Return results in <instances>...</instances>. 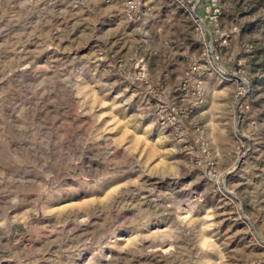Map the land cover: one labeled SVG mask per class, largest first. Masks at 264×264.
<instances>
[{"label":"rangeland","instance_id":"rangeland-1","mask_svg":"<svg viewBox=\"0 0 264 264\" xmlns=\"http://www.w3.org/2000/svg\"><path fill=\"white\" fill-rule=\"evenodd\" d=\"M156 1L150 92L122 0H0V264H264V0H218L206 41Z\"/></svg>","mask_w":264,"mask_h":264},{"label":"built area","instance_id":"built-area-1","mask_svg":"<svg viewBox=\"0 0 264 264\" xmlns=\"http://www.w3.org/2000/svg\"><path fill=\"white\" fill-rule=\"evenodd\" d=\"M105 4L110 5L113 0H101ZM175 1L183 11L193 17L195 24L196 38L200 41H206L207 37L212 36L211 27L217 28L220 15L219 1L218 0H173ZM204 2V3H203ZM202 10H201V5ZM160 6L157 1L153 0H122V11L125 18L132 24L134 28L133 48L135 49L136 57H131L130 61H120V66L123 68L128 67L132 69V81H139L144 85L150 87V92L156 91V87H163L168 83L169 72H159L155 79L149 77L145 56L152 50L150 44L151 27L153 21L156 19L160 12ZM211 23V24H209ZM211 26H209V25ZM159 30V29H158ZM214 30V29H213ZM213 41L206 43V47L203 50V56L207 58L206 61L214 63L216 61V67H221L218 63L220 59L219 53L213 48ZM197 60L190 59L188 66L180 73L176 75L178 80L177 91L178 97L181 102L187 105L186 113L194 110L199 103L203 101V77L207 74L206 71H195ZM219 66V67H218ZM199 68V67H198ZM158 85V86H156ZM245 87L239 89V93L244 95ZM158 99L162 100L161 93H155ZM241 107L244 106L242 101L238 102ZM162 109H166V115H162L163 123H170L172 125L179 124V121L184 117L183 109L175 103L164 105L161 104Z\"/></svg>","mask_w":264,"mask_h":264},{"label":"crops","instance_id":"crops-1","mask_svg":"<svg viewBox=\"0 0 264 264\" xmlns=\"http://www.w3.org/2000/svg\"><path fill=\"white\" fill-rule=\"evenodd\" d=\"M153 51H156V49H155V48H153Z\"/></svg>","mask_w":264,"mask_h":264}]
</instances>
